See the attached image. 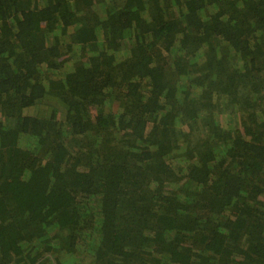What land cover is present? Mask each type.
<instances>
[{
	"label": "trees",
	"instance_id": "trees-1",
	"mask_svg": "<svg viewBox=\"0 0 264 264\" xmlns=\"http://www.w3.org/2000/svg\"><path fill=\"white\" fill-rule=\"evenodd\" d=\"M264 264V0H0V264Z\"/></svg>",
	"mask_w": 264,
	"mask_h": 264
},
{
	"label": "built area",
	"instance_id": "built-area-1",
	"mask_svg": "<svg viewBox=\"0 0 264 264\" xmlns=\"http://www.w3.org/2000/svg\"><path fill=\"white\" fill-rule=\"evenodd\" d=\"M11 264H17V263H14V262H13V263H11Z\"/></svg>",
	"mask_w": 264,
	"mask_h": 264
}]
</instances>
